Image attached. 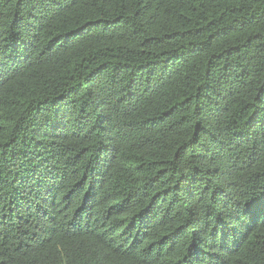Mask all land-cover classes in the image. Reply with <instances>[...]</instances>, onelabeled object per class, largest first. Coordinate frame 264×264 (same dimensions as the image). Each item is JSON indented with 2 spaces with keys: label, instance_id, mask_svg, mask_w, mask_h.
<instances>
[{
  "label": "trees",
  "instance_id": "obj_1",
  "mask_svg": "<svg viewBox=\"0 0 264 264\" xmlns=\"http://www.w3.org/2000/svg\"><path fill=\"white\" fill-rule=\"evenodd\" d=\"M0 264H264V0H0Z\"/></svg>",
  "mask_w": 264,
  "mask_h": 264
}]
</instances>
